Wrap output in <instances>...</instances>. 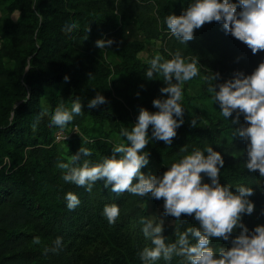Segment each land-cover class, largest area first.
Wrapping results in <instances>:
<instances>
[{
    "label": "trees",
    "instance_id": "16d2710c",
    "mask_svg": "<svg viewBox=\"0 0 264 264\" xmlns=\"http://www.w3.org/2000/svg\"><path fill=\"white\" fill-rule=\"evenodd\" d=\"M33 2L40 20L0 25V33L12 34L2 54L18 60L21 71L29 57V91L18 83L10 92L32 98L63 82L56 100L68 114L49 138L27 128L26 113L39 110L29 101L10 109L19 125H0V264H264L257 223V214L264 215V109L220 127L181 123L134 152L148 160L172 143L159 157L181 221L176 231L159 226L148 218L138 180L128 172L137 139L120 129L121 106L107 90L110 69L100 48L119 44L122 20L136 18L148 38L161 40L175 56H196L243 83L264 74V0ZM10 5L23 12L27 2ZM63 58L73 60L62 65ZM86 119L112 124L127 148L88 135ZM72 125L78 132L64 143L53 141L56 130ZM66 143L69 159L56 149ZM230 191L258 209L238 210L225 198ZM37 235L48 237V246L27 249Z\"/></svg>",
    "mask_w": 264,
    "mask_h": 264
},
{
    "label": "rangeland",
    "instance_id": "374dc122",
    "mask_svg": "<svg viewBox=\"0 0 264 264\" xmlns=\"http://www.w3.org/2000/svg\"><path fill=\"white\" fill-rule=\"evenodd\" d=\"M26 2L22 12L18 8L10 10V0H0V25L18 20L31 23L36 17L40 20L33 0ZM119 33L122 37L119 44L100 48L103 62L110 69L107 90L121 106L123 124L120 129L137 139L132 143V163L128 172L138 180L144 195L142 206L150 221L159 226H174L176 231L181 212L173 204L175 187L162 170L159 157L168 153L172 143L148 160L139 158L134 152L155 144L162 133L181 123L220 127L223 123L229 125L233 120H245L252 110L264 109V74L246 77L243 83H235L224 68H209L196 56H175L161 40L148 38L136 18L122 20ZM11 37L12 34L4 31L0 33V125H19L22 121L15 118L10 109L29 101L28 107L34 106L39 110L33 116L26 113V121L30 124L27 128L39 133L44 130L49 138V130L63 123L68 114V108L56 100L64 83L56 82L44 87L32 98L27 93L26 97L15 99L16 96L10 92L12 87L20 84L29 91L24 80L29 69V57L25 69L21 71L18 60L2 54V46L12 44ZM79 53L85 52L78 49ZM72 60L63 58L60 63L67 65ZM231 87L240 91L237 93ZM250 94L253 95L251 100L248 99ZM83 126L88 135L111 145H121L124 150L127 148L120 132L112 124H97L86 119ZM147 135L152 138L151 142ZM56 149L63 157L70 158L68 143L58 144ZM3 162L8 164V158L4 157ZM186 168L192 169L193 165L186 163ZM225 198L238 210L243 206L258 209L251 202L242 205L241 202L245 200L236 191L228 192ZM257 215V223L264 237V215ZM48 244V237L37 235L30 240L27 249L45 248Z\"/></svg>",
    "mask_w": 264,
    "mask_h": 264
},
{
    "label": "built area",
    "instance_id": "2783aa9c",
    "mask_svg": "<svg viewBox=\"0 0 264 264\" xmlns=\"http://www.w3.org/2000/svg\"><path fill=\"white\" fill-rule=\"evenodd\" d=\"M76 132H78L77 125H72L67 129H58L53 134V141L56 143H64Z\"/></svg>",
    "mask_w": 264,
    "mask_h": 264
}]
</instances>
